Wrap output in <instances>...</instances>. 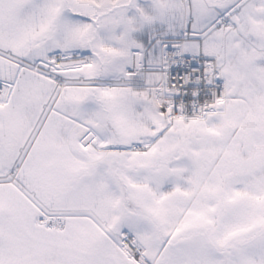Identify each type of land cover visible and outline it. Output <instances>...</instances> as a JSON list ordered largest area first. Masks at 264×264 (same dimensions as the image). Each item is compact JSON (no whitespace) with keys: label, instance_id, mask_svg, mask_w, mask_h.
Returning a JSON list of instances; mask_svg holds the SVG:
<instances>
[{"label":"snow or ice","instance_id":"6c2138e0","mask_svg":"<svg viewBox=\"0 0 264 264\" xmlns=\"http://www.w3.org/2000/svg\"><path fill=\"white\" fill-rule=\"evenodd\" d=\"M0 264H264V0H0Z\"/></svg>","mask_w":264,"mask_h":264}]
</instances>
